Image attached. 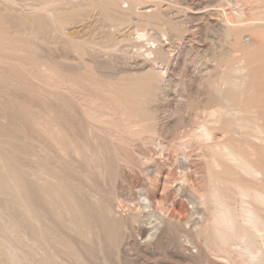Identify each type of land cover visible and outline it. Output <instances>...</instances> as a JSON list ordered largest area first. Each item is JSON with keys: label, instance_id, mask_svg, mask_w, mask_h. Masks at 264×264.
Returning a JSON list of instances; mask_svg holds the SVG:
<instances>
[{"label": "rangeland", "instance_id": "374dc122", "mask_svg": "<svg viewBox=\"0 0 264 264\" xmlns=\"http://www.w3.org/2000/svg\"><path fill=\"white\" fill-rule=\"evenodd\" d=\"M246 208L264 0H0V264H264Z\"/></svg>", "mask_w": 264, "mask_h": 264}, {"label": "bare ground", "instance_id": "6f19581e", "mask_svg": "<svg viewBox=\"0 0 264 264\" xmlns=\"http://www.w3.org/2000/svg\"><path fill=\"white\" fill-rule=\"evenodd\" d=\"M246 170L252 171V169H250L248 167H246ZM252 173H255V171H253ZM244 219L246 222H249L251 224V226L256 229V232L258 234L262 235L263 239H264V227L262 228L259 226V223L257 222L258 221L257 217H255L253 210H251L250 208H246L245 214H244ZM243 242H244L243 247H242L243 254H245L248 257L249 261L252 264H261L259 262V260L257 259V255H258L260 250L258 251L256 249H254L252 246H250V243L248 241L246 242V240H243Z\"/></svg>", "mask_w": 264, "mask_h": 264}]
</instances>
